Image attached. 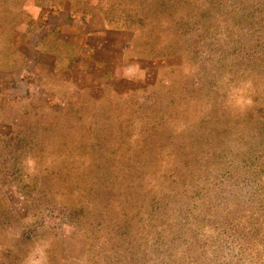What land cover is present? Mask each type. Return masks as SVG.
<instances>
[{
  "label": "rangeland",
  "instance_id": "rangeland-1",
  "mask_svg": "<svg viewBox=\"0 0 264 264\" xmlns=\"http://www.w3.org/2000/svg\"><path fill=\"white\" fill-rule=\"evenodd\" d=\"M110 1L148 74L0 150V264H264V0Z\"/></svg>",
  "mask_w": 264,
  "mask_h": 264
},
{
  "label": "crops",
  "instance_id": "crops-1",
  "mask_svg": "<svg viewBox=\"0 0 264 264\" xmlns=\"http://www.w3.org/2000/svg\"><path fill=\"white\" fill-rule=\"evenodd\" d=\"M111 2L0 0L2 153L78 104L139 91L145 54L134 21Z\"/></svg>",
  "mask_w": 264,
  "mask_h": 264
}]
</instances>
